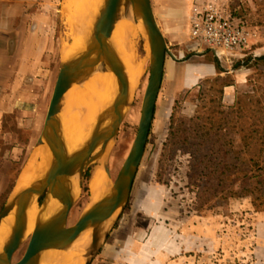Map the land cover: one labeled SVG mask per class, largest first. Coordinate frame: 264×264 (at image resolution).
Masks as SVG:
<instances>
[{
	"label": "rangeland",
	"instance_id": "rangeland-1",
	"mask_svg": "<svg viewBox=\"0 0 264 264\" xmlns=\"http://www.w3.org/2000/svg\"><path fill=\"white\" fill-rule=\"evenodd\" d=\"M20 1L23 13L18 23L22 34L36 28L37 36L47 45L44 57L47 67L37 75L42 81L38 88H43L45 81L47 85L37 103L45 104L46 108L38 111L35 125H24L16 116L5 120L4 139L0 142V186H3L0 213L19 173L31 162L29 158L38 147L63 48L76 43L64 14L67 0ZM190 2L151 0L168 50L145 155L134 182L135 190L141 185L164 190V215L169 227L180 235L188 234L189 243L182 255L172 254L167 264H264V207H255L252 196H229L228 191L218 186L220 173L210 179H200L201 170L192 168L206 157L219 163L227 154L246 161H260L264 166V50H258L264 44V0H225L229 10L244 19L248 28L257 34L253 32L251 49L224 53L221 57L203 46L196 49L189 39ZM173 8L179 13H170L169 9ZM147 44L145 36L140 35L136 47L142 71L136 93L117 136L108 146L106 157L112 182L138 134L151 75ZM228 87H231L230 94ZM112 101L113 95L111 104ZM203 142L205 145L201 147ZM98 165L102 166V160L94 168ZM94 168L88 169L68 226L78 221L91 201L89 185ZM247 170L256 174L258 166L251 162ZM240 187L241 184L236 183L232 189L237 191ZM132 201L131 192L115 228L124 214L130 213ZM136 220V230L147 231V221L152 219L140 215ZM27 246L28 241H25L14 262L24 256ZM99 257L100 253L90 264L98 262Z\"/></svg>",
	"mask_w": 264,
	"mask_h": 264
},
{
	"label": "water",
	"instance_id": "water-1",
	"mask_svg": "<svg viewBox=\"0 0 264 264\" xmlns=\"http://www.w3.org/2000/svg\"><path fill=\"white\" fill-rule=\"evenodd\" d=\"M122 7L132 13L137 24L145 28L149 45L150 80L146 88L138 134L130 153L123 163L109 192L98 202L91 201L78 221L68 226L69 216L80 194L88 169L100 160L111 178L107 160L110 142L117 136L132 96L128 76L111 43ZM168 45L156 20L151 0H106L96 18L85 50L69 59L61 57L60 70L44 120L38 146L47 144L52 160L44 177L14 194L16 185L0 213V223L12 215L15 220L11 236L0 252V264H39V256L48 250H66L85 232L90 234L86 263L100 253L126 207L145 155L158 97L161 91ZM215 56L220 54L212 50ZM110 68L117 79V93L111 106L97 118L88 142L70 153L64 137L61 114L64 98L74 84L94 71ZM77 177L74 189L71 178ZM35 199L40 214L50 199H56L61 208L47 221H38L27 235V210ZM28 241L24 256L17 262L14 257Z\"/></svg>",
	"mask_w": 264,
	"mask_h": 264
},
{
	"label": "crops",
	"instance_id": "crops-1",
	"mask_svg": "<svg viewBox=\"0 0 264 264\" xmlns=\"http://www.w3.org/2000/svg\"><path fill=\"white\" fill-rule=\"evenodd\" d=\"M196 1L191 0L187 14L189 39L191 7ZM169 10L170 13H179L174 8ZM22 13L20 0H0V142L4 139L7 117L16 116L24 125H35L38 111L46 108L45 104L37 103L38 96L47 89L46 81L43 88H38V83L42 81L37 75L46 70L44 57L47 45L37 36L36 28L34 30L30 28L27 33L22 34L18 23ZM249 30L256 33L250 28ZM258 50L263 51L264 44ZM230 89L231 87L227 88L228 94L231 92ZM29 166L34 167L29 162L19 173L17 185L15 184L17 187ZM0 189H3V186H0ZM135 189L136 185L132 189L133 201L130 213L124 214L118 226L113 229L95 264H167L172 254L182 255L188 246L189 232L185 233L187 235H180L176 230H172L166 221L165 191L159 187L145 185ZM1 197L2 193H0ZM4 206L5 204L2 208ZM140 215L152 219L147 221L145 226L147 231L150 230L149 232L136 230V219Z\"/></svg>",
	"mask_w": 264,
	"mask_h": 264
},
{
	"label": "bare ground",
	"instance_id": "bare-ground-1",
	"mask_svg": "<svg viewBox=\"0 0 264 264\" xmlns=\"http://www.w3.org/2000/svg\"><path fill=\"white\" fill-rule=\"evenodd\" d=\"M105 2L106 0H67L66 6H64V14L67 25L76 36V43L72 47L63 48L64 59L77 56L85 50L94 22ZM140 35L141 37L145 36L147 40L145 28L137 24L132 13L122 7L111 43L125 68L132 93H136L135 89L142 71V62L136 47ZM116 93L117 79L110 68L94 71L89 77L77 81L67 92L61 119L64 137L70 153L80 149L88 142L98 116L110 106L112 95L114 101ZM33 153L30 163L34 167L29 166L23 173L15 193L31 185L34 169L33 183L44 177L49 170L52 156L48 145L44 143L38 146ZM95 168L93 169L94 174L91 175L93 177H90L89 185L92 204L105 196L113 183L101 165ZM69 182L76 189L78 178H71ZM60 208L61 204L56 199H50L40 214L37 202L33 199L27 210V235L32 234L38 221H47L55 216ZM14 225L15 220L12 215L0 223V252L9 240ZM90 238L89 232H85L66 250L42 252L38 258L39 264H77L78 262V264H85Z\"/></svg>",
	"mask_w": 264,
	"mask_h": 264
},
{
	"label": "built area",
	"instance_id": "built-area-1",
	"mask_svg": "<svg viewBox=\"0 0 264 264\" xmlns=\"http://www.w3.org/2000/svg\"><path fill=\"white\" fill-rule=\"evenodd\" d=\"M254 34L246 21L236 17L225 0H197L191 7L190 39L196 49L201 46L224 53L251 49Z\"/></svg>",
	"mask_w": 264,
	"mask_h": 264
},
{
	"label": "trees",
	"instance_id": "trees-1",
	"mask_svg": "<svg viewBox=\"0 0 264 264\" xmlns=\"http://www.w3.org/2000/svg\"><path fill=\"white\" fill-rule=\"evenodd\" d=\"M201 130L205 131L206 129L202 128ZM204 145V142L200 144L201 147ZM223 146L222 144L221 147L223 148ZM252 160L246 161L241 157H232L227 154L226 158L219 163L206 157L203 161L196 162L192 168L201 170L200 179L206 177L210 179L213 175L220 173L217 182L224 192L228 191L231 197L252 196L254 206L260 208L264 207V166H261L260 161ZM237 161L239 164L236 163ZM251 162L258 166V173L251 174L247 170ZM236 183L241 184L240 189L237 191L232 189V186Z\"/></svg>",
	"mask_w": 264,
	"mask_h": 264
}]
</instances>
